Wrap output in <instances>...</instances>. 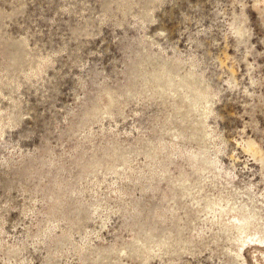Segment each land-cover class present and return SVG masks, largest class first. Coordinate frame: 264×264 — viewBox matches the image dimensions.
<instances>
[{
    "label": "rangeland",
    "instance_id": "rangeland-1",
    "mask_svg": "<svg viewBox=\"0 0 264 264\" xmlns=\"http://www.w3.org/2000/svg\"><path fill=\"white\" fill-rule=\"evenodd\" d=\"M0 264H264V0H0Z\"/></svg>",
    "mask_w": 264,
    "mask_h": 264
},
{
    "label": "bare ground",
    "instance_id": "bare-ground-1",
    "mask_svg": "<svg viewBox=\"0 0 264 264\" xmlns=\"http://www.w3.org/2000/svg\"><path fill=\"white\" fill-rule=\"evenodd\" d=\"M248 147H247V150L246 151H250L253 155H256V153H257V151L255 150V146H253L252 144H248L247 145ZM247 153H249V152H247ZM198 155V154H197ZM259 156V155H258ZM258 156H256V157H258ZM193 157H196L195 155L193 156ZM254 157V156H253ZM255 158V157H254ZM205 160V159H204ZM199 161V160H198ZM201 161V160H200ZM207 162H202L201 164H199L198 166L196 165V166H194V168H195V170L196 171H199V172H203L204 173V170H205V168L206 169H208V164H206ZM169 169V168H168ZM193 171V170H192ZM196 173V172H195ZM199 174V173H198Z\"/></svg>",
    "mask_w": 264,
    "mask_h": 264
}]
</instances>
